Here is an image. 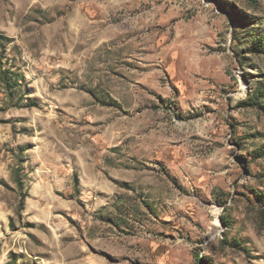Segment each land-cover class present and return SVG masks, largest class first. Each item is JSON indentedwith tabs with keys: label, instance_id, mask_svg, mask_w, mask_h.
Segmentation results:
<instances>
[{
	"label": "rangeland",
	"instance_id": "rangeland-1",
	"mask_svg": "<svg viewBox=\"0 0 264 264\" xmlns=\"http://www.w3.org/2000/svg\"><path fill=\"white\" fill-rule=\"evenodd\" d=\"M0 264H264V0H0Z\"/></svg>",
	"mask_w": 264,
	"mask_h": 264
},
{
	"label": "trees",
	"instance_id": "trees-1",
	"mask_svg": "<svg viewBox=\"0 0 264 264\" xmlns=\"http://www.w3.org/2000/svg\"><path fill=\"white\" fill-rule=\"evenodd\" d=\"M0 77H1L2 81L6 84V83H7V80L5 79V76H2V75L0 74Z\"/></svg>",
	"mask_w": 264,
	"mask_h": 264
}]
</instances>
